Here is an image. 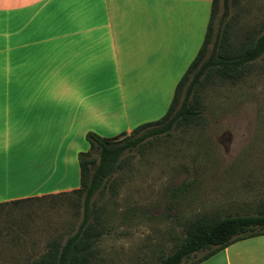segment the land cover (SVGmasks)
Here are the masks:
<instances>
[{
    "label": "rangeland",
    "instance_id": "rangeland-1",
    "mask_svg": "<svg viewBox=\"0 0 264 264\" xmlns=\"http://www.w3.org/2000/svg\"><path fill=\"white\" fill-rule=\"evenodd\" d=\"M210 8L211 0H193L191 24L170 57H175L176 75L165 74L159 85L146 88L139 106L141 116L128 113L130 129L166 113L176 84L202 44ZM231 12L233 40L245 32L256 35L263 28L264 0H238ZM171 68L166 64L162 72ZM201 94L203 120L199 125L149 137L125 151L122 169L95 193L107 229L97 242L98 258L105 264L155 262L173 248L184 223L196 217L264 211V55L242 78L208 82ZM112 119L97 118L92 132L105 138L121 136L125 129L122 118ZM86 135L75 138L76 149L67 148V143L59 149V161L61 153L72 158L76 150L78 160L79 154L89 149ZM53 183L43 186L49 188ZM68 184L79 185V174L73 176L71 170L63 182ZM82 217V197L75 191L1 205L0 264H28L46 250L50 239L64 240L72 234ZM243 244L231 245V264L234 250Z\"/></svg>",
    "mask_w": 264,
    "mask_h": 264
},
{
    "label": "crops",
    "instance_id": "crops-1",
    "mask_svg": "<svg viewBox=\"0 0 264 264\" xmlns=\"http://www.w3.org/2000/svg\"><path fill=\"white\" fill-rule=\"evenodd\" d=\"M192 19L193 0H0V203L78 188L63 185L71 170L80 184L78 150L59 149L97 118L130 132ZM238 241L234 264H264V235ZM233 243L199 264H231Z\"/></svg>",
    "mask_w": 264,
    "mask_h": 264
},
{
    "label": "trees",
    "instance_id": "trees-1",
    "mask_svg": "<svg viewBox=\"0 0 264 264\" xmlns=\"http://www.w3.org/2000/svg\"><path fill=\"white\" fill-rule=\"evenodd\" d=\"M237 2L211 0L202 44L176 84L171 103L161 118L140 124L114 138L87 133L89 149L78 157L80 184L71 190L82 197V220L64 240L60 237L50 239L46 250L28 264H105L98 258L97 242L107 229L94 195L122 169L123 153L137 148L149 137L168 135L183 126L199 125L203 120V86L216 79L233 82L242 78L250 66L264 55V24L256 35L245 32L236 41L232 39L234 17L231 8ZM95 153L97 156H94ZM23 200L26 199L6 203ZM6 203H0V206ZM261 235H264V211L196 217L184 223L182 235L170 252L159 255L151 264H199L234 241ZM201 251L205 253L195 257Z\"/></svg>",
    "mask_w": 264,
    "mask_h": 264
}]
</instances>
